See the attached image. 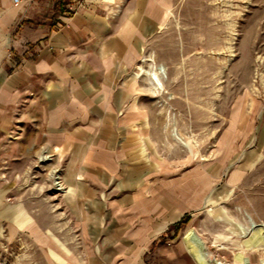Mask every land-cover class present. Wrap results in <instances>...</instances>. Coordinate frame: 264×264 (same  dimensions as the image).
I'll use <instances>...</instances> for the list:
<instances>
[{
	"label": "crops",
	"instance_id": "0c3cea01",
	"mask_svg": "<svg viewBox=\"0 0 264 264\" xmlns=\"http://www.w3.org/2000/svg\"><path fill=\"white\" fill-rule=\"evenodd\" d=\"M166 10V0H0V163L13 151L55 155L88 187L74 235L60 232L55 215L18 230L53 259L54 251L65 264H197L180 235L170 238L199 203V173L185 175L182 160L152 149L143 85L152 83L136 76ZM2 187L0 224L20 228L27 214L4 202ZM212 257L227 264L221 252Z\"/></svg>",
	"mask_w": 264,
	"mask_h": 264
},
{
	"label": "rangeland",
	"instance_id": "374dc122",
	"mask_svg": "<svg viewBox=\"0 0 264 264\" xmlns=\"http://www.w3.org/2000/svg\"><path fill=\"white\" fill-rule=\"evenodd\" d=\"M166 6L167 22L149 37L136 76L152 65L161 69L164 90L143 84L152 149L169 162L182 160L185 175L199 173V203L174 224L170 239L178 234L183 241L193 226L209 241L211 264L218 252L234 264L251 222L264 224V0H166ZM29 155L13 151L0 163L4 202L27 214L20 228L0 224V264H65L18 230L27 234L31 217L51 225L55 215L60 232L74 235L88 187L67 173V159ZM242 264H264V250H246Z\"/></svg>",
	"mask_w": 264,
	"mask_h": 264
},
{
	"label": "bare ground",
	"instance_id": "6f19581e",
	"mask_svg": "<svg viewBox=\"0 0 264 264\" xmlns=\"http://www.w3.org/2000/svg\"><path fill=\"white\" fill-rule=\"evenodd\" d=\"M162 68V67H161ZM163 71V70H162ZM161 69L155 65L151 69H147L146 74L151 80V83L160 89L164 90V84L160 75ZM176 135V134H175ZM57 180L54 182L59 186L60 190H64L65 186L58 180L59 177H55ZM249 233L245 236L243 245L244 248L241 251L235 253V263L242 264L244 254L248 249L264 250V224H255L251 222ZM202 237L200 232L193 226H190L183 234V241L188 248V251L195 258L197 264H211V258L207 256L204 242L198 238ZM217 264H223L222 261H218Z\"/></svg>",
	"mask_w": 264,
	"mask_h": 264
},
{
	"label": "built area",
	"instance_id": "2783aa9c",
	"mask_svg": "<svg viewBox=\"0 0 264 264\" xmlns=\"http://www.w3.org/2000/svg\"><path fill=\"white\" fill-rule=\"evenodd\" d=\"M13 1H14V2H18L19 0H13ZM74 10H75V7H74V6H70V7L68 8V11H66V12L64 13L65 16H66V17L71 16V15L73 14Z\"/></svg>",
	"mask_w": 264,
	"mask_h": 264
},
{
	"label": "trees",
	"instance_id": "16d2710c",
	"mask_svg": "<svg viewBox=\"0 0 264 264\" xmlns=\"http://www.w3.org/2000/svg\"><path fill=\"white\" fill-rule=\"evenodd\" d=\"M186 217L185 216L184 218H182L180 221H178L176 224H175V227H179L182 223H184L186 221Z\"/></svg>",
	"mask_w": 264,
	"mask_h": 264
}]
</instances>
